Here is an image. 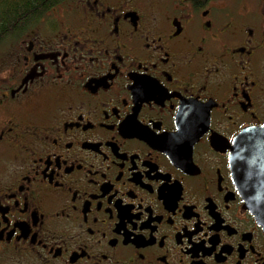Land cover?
I'll return each instance as SVG.
<instances>
[{
    "label": "flooded vegetation",
    "instance_id": "1",
    "mask_svg": "<svg viewBox=\"0 0 264 264\" xmlns=\"http://www.w3.org/2000/svg\"><path fill=\"white\" fill-rule=\"evenodd\" d=\"M39 4L0 29V264H264V0Z\"/></svg>",
    "mask_w": 264,
    "mask_h": 264
},
{
    "label": "water",
    "instance_id": "2",
    "mask_svg": "<svg viewBox=\"0 0 264 264\" xmlns=\"http://www.w3.org/2000/svg\"><path fill=\"white\" fill-rule=\"evenodd\" d=\"M249 207L264 226V127L246 131L235 141L230 160Z\"/></svg>",
    "mask_w": 264,
    "mask_h": 264
},
{
    "label": "trees",
    "instance_id": "3",
    "mask_svg": "<svg viewBox=\"0 0 264 264\" xmlns=\"http://www.w3.org/2000/svg\"><path fill=\"white\" fill-rule=\"evenodd\" d=\"M7 1V0H6ZM0 5V29H4V26L11 24L12 19L9 15L18 13H33L37 12L38 8L41 7L39 4L40 0H11Z\"/></svg>",
    "mask_w": 264,
    "mask_h": 264
}]
</instances>
